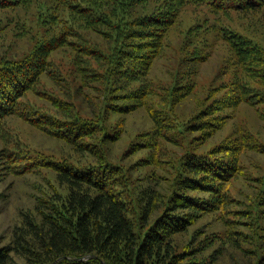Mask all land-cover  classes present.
Here are the masks:
<instances>
[{
    "label": "rangeland",
    "instance_id": "obj_1",
    "mask_svg": "<svg viewBox=\"0 0 264 264\" xmlns=\"http://www.w3.org/2000/svg\"><path fill=\"white\" fill-rule=\"evenodd\" d=\"M55 4L27 0L0 9L1 63L25 59L62 32L64 27L49 17ZM157 7L150 2L133 15ZM57 12L67 16L61 8ZM74 23L79 24L80 44L87 41L112 52L114 39L84 22ZM226 30L262 49L261 67L248 71L237 63L220 37ZM161 41L141 79L114 77L107 58L90 60L105 76L84 77L74 46L67 43L49 52V66L23 104L37 110L46 126H60L69 118L96 125L72 142L17 115L1 121L0 246L11 244L26 217L39 222L40 209L57 207L67 198L68 187L59 182L55 163L114 166L113 190L121 194L141 239L175 201L188 156L215 153L237 164V173L221 184V201L208 210L175 209L172 214L185 216L187 224L178 233H167L171 254L144 264H264V207L258 206L264 185V7L236 11L185 5ZM244 93H254L249 103ZM203 115L217 125L194 129L193 122ZM184 192L209 203L217 200L208 193ZM14 258L16 264H27Z\"/></svg>",
    "mask_w": 264,
    "mask_h": 264
},
{
    "label": "trees",
    "instance_id": "obj_2",
    "mask_svg": "<svg viewBox=\"0 0 264 264\" xmlns=\"http://www.w3.org/2000/svg\"><path fill=\"white\" fill-rule=\"evenodd\" d=\"M26 1L0 0V9L16 8ZM150 2L158 4L155 11L133 15L135 8ZM189 4H207L216 10L248 11L263 8L264 0H56L54 13L49 17L64 27L62 32L21 61L0 62V123L17 115L35 127H46L67 141L76 142L88 135L96 124L69 118L60 122V126H46L44 121L47 120L22 102L25 94L46 72L49 52L67 43L74 46L79 53V72L84 77L105 76L106 73L99 72L90 60L97 63L99 59L107 58L114 65V77L141 79L159 54L166 32L177 21L181 9ZM59 8L66 17L58 14ZM74 21L84 22L108 39H114L112 52L108 54L98 45H88L87 41L80 44L79 24L77 26ZM220 37L230 46L237 63L248 71L261 67L262 49L250 39L231 30L221 33ZM252 95L254 93H244L248 103V97H254ZM207 117L197 118L192 125L194 129L203 131L217 125ZM215 155L218 154L192 153L188 156L185 162L187 172H183L179 188L174 192L175 201L168 206L166 216L154 222L141 239L127 216L121 194L113 190L114 166L78 167L55 163L59 182L68 187L67 198L57 207L40 209L39 222L26 217L11 244L0 246V264H16L15 256L23 258L27 264H144V261L159 258L163 253L170 255L167 233H178L187 224L185 216L172 214L175 209H210L211 204L221 201L223 181L237 173V164ZM184 191L208 193L217 200L209 203ZM261 193L258 206L264 207V185ZM147 197L151 198L150 195ZM146 204L151 205L150 201Z\"/></svg>",
    "mask_w": 264,
    "mask_h": 264
}]
</instances>
